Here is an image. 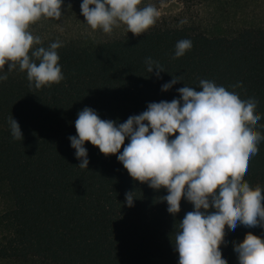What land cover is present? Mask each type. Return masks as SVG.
<instances>
[{
    "label": "trees",
    "instance_id": "1",
    "mask_svg": "<svg viewBox=\"0 0 264 264\" xmlns=\"http://www.w3.org/2000/svg\"><path fill=\"white\" fill-rule=\"evenodd\" d=\"M81 2L63 0L79 10ZM182 39L192 47L173 59ZM52 42L41 40L40 46ZM61 44L60 83L29 88L18 68L0 82V196L10 204L0 216V264H178L172 242L193 206L182 198L180 212L170 215L162 200L165 189L134 181L115 155L106 157L88 142L89 164L78 168L68 137L76 135L74 122L85 107L123 123L150 102L179 99L177 89L198 88L201 79L255 95L261 119L253 127L264 136V28L216 36L159 21L138 36L94 47ZM146 57L164 71L159 79L155 69L146 71ZM172 76H181V82L162 92ZM11 117L23 140L13 139ZM257 147L241 179L264 190V140ZM129 191H136L132 207L125 203ZM247 232L264 239L258 226L233 230L225 222L226 240L218 246L227 264H238L233 242H242Z\"/></svg>",
    "mask_w": 264,
    "mask_h": 264
},
{
    "label": "clouds",
    "instance_id": "2",
    "mask_svg": "<svg viewBox=\"0 0 264 264\" xmlns=\"http://www.w3.org/2000/svg\"><path fill=\"white\" fill-rule=\"evenodd\" d=\"M62 3L0 0V82L17 68L26 73L29 88L37 90L64 79L57 53L61 42L40 46V36L29 30L41 18L60 20ZM141 3L82 0L80 10L92 30L111 34L123 24L127 33L138 36L160 15L154 5L140 7ZM191 47L188 39L177 41L172 58L182 57ZM145 65L149 74L155 69L157 79L164 72L151 57L145 58ZM181 79L172 76L170 82L161 85V91L168 92ZM177 92L179 99L150 102L146 110L123 123L101 119L92 108H83L74 122L76 135L68 137L70 146L80 169H87L89 164L84 146L88 142L106 157L115 155L134 181L147 183L153 190L165 189L167 195L162 200L170 215L180 212L182 198L193 206L179 222L172 242L178 264H227L218 246L219 241L226 240L225 222L233 230L238 226L264 229V190L241 179L250 157L258 152L257 145L264 140L253 127L261 119L254 111L258 98L253 94L241 96L234 87L205 79L199 81L198 88L184 86ZM8 123L13 139L23 140L13 117ZM135 192L125 193L128 207L133 206ZM233 251L238 264H264V239L251 232L242 242H233Z\"/></svg>",
    "mask_w": 264,
    "mask_h": 264
},
{
    "label": "rangeland",
    "instance_id": "3",
    "mask_svg": "<svg viewBox=\"0 0 264 264\" xmlns=\"http://www.w3.org/2000/svg\"><path fill=\"white\" fill-rule=\"evenodd\" d=\"M154 5L159 10L155 23H166L171 27H189L209 35L230 36L246 27L264 28V0H142L140 7ZM60 20L41 18L30 25L33 35L41 40L76 43L83 47H94L103 42L129 36L126 26L121 24L111 34L92 30L86 25L81 11L72 3H62ZM9 202L0 196V216L9 207ZM2 233L0 231V244Z\"/></svg>",
    "mask_w": 264,
    "mask_h": 264
}]
</instances>
